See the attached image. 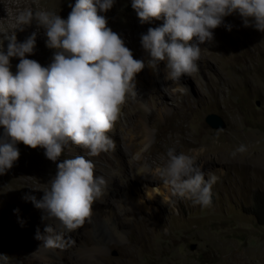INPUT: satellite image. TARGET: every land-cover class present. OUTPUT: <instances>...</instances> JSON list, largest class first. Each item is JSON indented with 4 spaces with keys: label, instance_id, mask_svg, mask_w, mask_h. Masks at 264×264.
Wrapping results in <instances>:
<instances>
[{
    "label": "clouds",
    "instance_id": "obj_1",
    "mask_svg": "<svg viewBox=\"0 0 264 264\" xmlns=\"http://www.w3.org/2000/svg\"><path fill=\"white\" fill-rule=\"evenodd\" d=\"M114 3L75 0L67 19L48 11L18 13L14 30L23 31L34 21L44 29L46 46L56 50L47 66L26 57L35 52V31L23 42L17 41L15 31H0V174L19 159L17 142L42 147L53 162L70 143L87 149L90 157L115 150L108 133L123 115L127 98L137 95L135 76L145 62L133 57L100 14ZM131 7L140 24L164 19L161 26L141 34L140 43L149 54L148 66L158 71L164 61V77L176 84L198 70L200 45L213 41L212 30L224 23L225 16L238 13L244 27L264 32V0H131ZM225 27L231 30L232 25ZM13 57L19 58L15 74L10 70ZM246 151L241 144L232 155ZM166 157L160 176L173 194L211 207L212 187L219 177L209 173L206 179L194 156L169 148ZM106 183L95 175L93 160L76 155L57 164L51 187L41 199L28 195L24 199L42 210V220H57L72 232L91 222L93 205L104 195ZM43 234L46 247L62 246L63 236L51 224L45 225ZM41 237L37 230L36 238ZM0 264H9V257L0 253Z\"/></svg>",
    "mask_w": 264,
    "mask_h": 264
},
{
    "label": "rangeland",
    "instance_id": "obj_2",
    "mask_svg": "<svg viewBox=\"0 0 264 264\" xmlns=\"http://www.w3.org/2000/svg\"><path fill=\"white\" fill-rule=\"evenodd\" d=\"M56 1L57 5L51 12L67 19L75 0ZM100 14L107 17V26L122 37L125 45L132 50L133 57L147 65L150 57L141 46V34H145L149 27L161 26L164 19L140 24L131 7V0H115L109 11ZM223 19L224 23L212 30L213 41L200 45L198 70L190 76H182L180 85L185 90H177L185 91L186 96L175 95L174 112L169 111L167 116L157 113L153 122L148 119L140 121L134 112L128 115L127 121L138 124L139 133H149V144L143 143L142 136L138 135L133 147L127 137L123 138L121 133L116 135L117 155L123 160L125 173L134 172L139 166L142 168L138 174L135 173L140 178L139 182H134L130 195L145 201L148 191H152L155 193L153 197H159L154 199L151 214L127 209L124 212L130 222L129 229L141 217L157 224L153 237L150 236L156 243V254L150 253V257L145 254V258L160 264H264V224L258 223L251 214L254 193L264 194V32L251 26L244 27L238 13ZM228 24L232 25L231 30L225 27ZM192 42H196L195 38ZM40 48L43 47L35 46L37 51ZM46 49L51 59L53 49L47 46ZM164 69L165 62L161 61L158 74L153 76L145 66L140 71L141 86H152L156 80L157 87H162L160 94L171 98L172 88L162 83ZM139 85L136 86L138 89ZM208 113L219 115L225 123L224 128L209 127L204 121ZM173 120L180 121L181 128L189 132L182 134L181 128L174 129ZM170 133L173 136L169 137ZM202 138L204 141L196 146H185L186 140ZM241 144L247 147V151L232 155ZM16 147L19 159L11 169L0 174V192L8 198L18 197L19 206L15 212L18 213V221L12 225L7 223L5 230H0V253L7 255L9 261L17 257L14 251L24 253L33 243L31 232L25 238L13 230L21 226L19 213H31L32 221L37 222V214L42 212L24 197L28 195L41 199L43 192L51 187L58 163L82 155L93 160L96 176H104L110 169L103 160L86 155L83 147L71 143L56 162L46 158L42 147L33 149L22 142H17ZM169 148L177 153L186 151L187 155H194L206 179L209 173L219 177L212 187L211 207L193 205L191 200L174 195L171 187L164 182L160 172L166 164ZM137 152L141 153V159L136 157ZM110 201L115 203L112 197ZM113 203L110 205L115 207ZM123 207L126 208L124 202ZM109 256L116 257L117 250L111 247Z\"/></svg>",
    "mask_w": 264,
    "mask_h": 264
},
{
    "label": "bare ground",
    "instance_id": "obj_3",
    "mask_svg": "<svg viewBox=\"0 0 264 264\" xmlns=\"http://www.w3.org/2000/svg\"><path fill=\"white\" fill-rule=\"evenodd\" d=\"M56 2V0H0V31L7 30L9 33L15 31L17 41L20 42H23L32 32L35 31L37 33L35 46L39 45L43 48H40L38 51L35 50V52L31 55L26 54V57L28 59L36 60L39 63L44 62L45 66L52 62L53 55L56 50H52V58L49 59V55L47 54L48 50L46 49L45 44L47 37L44 33V29H39L33 21V23L30 26L25 27L23 31L14 30L16 27V16L18 13L28 9H31L33 12H51V10L55 8V5H57ZM34 25L35 28L33 29ZM4 43L6 48L7 41H5ZM18 63L19 58H11L12 67L10 70L12 72L16 71V65ZM217 63L221 64L220 61H217ZM145 66L148 72L151 73V75L155 76L156 74H158L157 71H154L151 67L148 66V64ZM142 82L143 81L140 80L139 72L135 76V90L137 92V95L135 97L127 98L126 103L122 106L123 115L117 121L114 131L108 133V135L115 141V144L117 137L116 135L120 133L122 136H124L123 138L127 137L130 145L133 147L135 144L134 139L138 135L142 136L143 143L149 144V133L147 131H144L142 134L139 133L138 124L130 123V121H127L128 115L134 112L136 113L140 121H145L146 119H148L149 121L153 122L155 121V116L157 113H161L164 116H167L169 115V111H172L174 109L173 98L175 97V95H179L181 98H185L186 96L185 91L177 90L178 88H181L180 84H176L171 80L166 79L164 76L162 78V83L164 86L169 85L172 88L169 96L171 98H164L162 94H160L159 89L162 87H157L158 84L156 83V80L154 81L155 84L152 86H141ZM137 85L140 86L139 89L136 87ZM176 106H179V104H176ZM175 113L178 114V112ZM172 127L174 129H180V121H174L172 123ZM118 128L119 130H117ZM181 130L182 131H180V133L182 134L183 132L188 131L185 128H181ZM168 136L170 137L173 135H171L170 133L168 134ZM202 141H204V138H202L201 140H186L184 143L186 144L185 146H187V144L189 146H196ZM144 145L146 146V144ZM183 150H185V148ZM84 151L87 155L88 150L84 148ZM183 153L187 154L186 151H183ZM224 154H226V152ZM151 156H153V154ZM136 157L140 158L141 153L137 152ZM93 158L103 160V162L108 167H110V169L109 171L105 172L104 176H102L107 183L104 187V195L93 205L91 222L86 221L81 227L77 228L76 230L67 232L57 220H42V212L37 214V222L32 221V217L30 216L31 213H29V215L26 212H20L19 222H21V226L19 228H14L13 230L16 232H20L21 235H23V237L25 238H28V232H31L32 235L30 237V240H32L33 243L31 248L29 250L26 249L27 251L24 253H18L19 251H14V256L16 255L17 257H14L13 261H9V264L161 263L149 259L150 253L156 254V243L154 239L150 238V236L153 237L152 234L155 233L157 224H151L145 217H141L135 223L133 228L129 229L130 222L126 213L124 212V209H127L130 212L136 211L145 215L151 214L153 212L151 206L155 202L154 199L159 198L158 196L153 197L155 193H153L152 191H148L147 200L145 201H140L138 197L130 195V191L132 190V186H134V182H139L140 177L136 176L135 173L138 174V171L142 169L141 166H139L138 168L136 167L134 169V172L125 173L124 163L122 162L123 160L121 161V158L118 157L116 148L114 151H111L109 153H101L99 156ZM111 197L115 202H112L113 204H115V207H112V205H110L112 204L110 201ZM17 199L18 197L8 198L0 192L1 231L5 230L7 223H11L10 225H12L18 221V213H15L13 211L14 209H17V207H19L17 206ZM123 202L125 203L126 208L123 207ZM21 215H23L22 218ZM47 223L51 224L58 233L62 234L63 239L60 241V244L62 245L61 247H46L44 245L43 240L47 234L43 233L45 225ZM128 229L129 233L126 232V230ZM37 230H39V232L42 234L41 239L36 238ZM111 247L117 250L116 257L109 256ZM22 249L23 248H21V250ZM145 254H147V256L149 257L145 258ZM141 257H144L145 259H141Z\"/></svg>",
    "mask_w": 264,
    "mask_h": 264
},
{
    "label": "trees",
    "instance_id": "obj_4",
    "mask_svg": "<svg viewBox=\"0 0 264 264\" xmlns=\"http://www.w3.org/2000/svg\"><path fill=\"white\" fill-rule=\"evenodd\" d=\"M251 214L258 223L264 224V194L255 192L251 205Z\"/></svg>",
    "mask_w": 264,
    "mask_h": 264
},
{
    "label": "water",
    "instance_id": "obj_5",
    "mask_svg": "<svg viewBox=\"0 0 264 264\" xmlns=\"http://www.w3.org/2000/svg\"><path fill=\"white\" fill-rule=\"evenodd\" d=\"M204 121L211 128H224V126H225L223 119L215 113H208L204 117Z\"/></svg>",
    "mask_w": 264,
    "mask_h": 264
}]
</instances>
